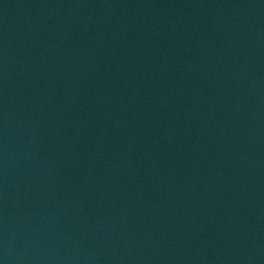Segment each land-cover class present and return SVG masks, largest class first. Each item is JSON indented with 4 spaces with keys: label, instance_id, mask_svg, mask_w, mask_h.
Segmentation results:
<instances>
[{
    "label": "water",
    "instance_id": "obj_1",
    "mask_svg": "<svg viewBox=\"0 0 264 264\" xmlns=\"http://www.w3.org/2000/svg\"><path fill=\"white\" fill-rule=\"evenodd\" d=\"M0 264H264V0H0Z\"/></svg>",
    "mask_w": 264,
    "mask_h": 264
}]
</instances>
